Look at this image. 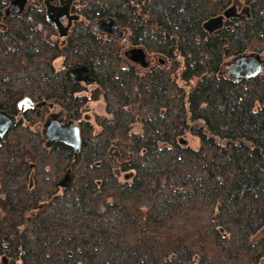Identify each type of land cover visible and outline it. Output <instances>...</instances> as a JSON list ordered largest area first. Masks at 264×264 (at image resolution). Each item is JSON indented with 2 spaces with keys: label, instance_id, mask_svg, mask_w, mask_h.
<instances>
[{
  "label": "trees",
  "instance_id": "1",
  "mask_svg": "<svg viewBox=\"0 0 264 264\" xmlns=\"http://www.w3.org/2000/svg\"><path fill=\"white\" fill-rule=\"evenodd\" d=\"M233 1L75 0L63 44L35 9L0 33V92L54 99L82 138L79 151L47 145L31 123L0 140V264H264V68L224 71L264 54V0L204 25ZM104 17L126 37L96 34ZM127 42L152 64L126 59ZM77 64L93 83L73 81ZM90 99L106 112L94 123Z\"/></svg>",
  "mask_w": 264,
  "mask_h": 264
},
{
  "label": "flooded vegetation",
  "instance_id": "2",
  "mask_svg": "<svg viewBox=\"0 0 264 264\" xmlns=\"http://www.w3.org/2000/svg\"><path fill=\"white\" fill-rule=\"evenodd\" d=\"M74 2L75 0H0V33H4L7 31L9 23L12 20L22 18L24 15L28 14L29 19H34L29 13H31V11L35 9L37 13L42 14V21L39 23V27L42 28V35L45 37L49 36L52 41L55 39H59L60 43L63 44L65 43V41H67V38L72 33L71 29L74 25V22L79 19V13L75 10ZM238 3L244 2L241 0H234L230 5L223 9L222 12L224 13V11L226 10L225 13H228V16L219 15L222 19V22L219 27H223L224 25H226L227 20L230 17H238L242 13L247 12V5L244 4V6L246 7V9H244ZM239 6H241V10L238 8ZM238 10H240V12H238ZM92 29L95 31L96 34L103 38H107V36L113 37V35L108 34L105 31H99L93 28V23ZM122 30L124 32V38L127 35V31L125 28H122ZM126 46L127 47L123 48V52L133 47H142L140 45L132 44L131 42H127ZM248 52L252 51L249 50L244 53ZM260 55L264 59V54L260 53ZM235 57L231 60L232 62L234 61ZM125 58L131 61L129 58ZM153 58H155V56H152L150 53L146 52V59L148 62V65L146 67L152 64ZM53 62L57 70L60 71L63 67L61 57L55 58ZM56 63H58V65ZM135 64L138 67L142 66L137 63ZM82 65L86 64H77L69 67L68 70L70 76L74 82H78L81 84H91L92 82H94V77L88 65L86 66L88 67L87 77L88 79H90L89 81H80L79 76L81 75L78 73L73 74V70ZM142 68L144 67L142 66ZM3 90H5V88H3ZM1 114L7 115L9 118L16 117L15 121L7 126H4L5 118ZM61 114H65L67 118H61ZM34 118L35 122H32ZM70 121H72L75 125H80V122L74 119L73 116L69 114L63 106L57 104L54 99H49L46 97L34 98L30 95V92H28L24 93L20 98H18L14 104H11L9 98L5 97L0 92V140H3V138L6 137L7 134L17 125L21 124L23 126H27L33 123V127L41 131V134L45 139V144L51 145L54 142L60 141H50L47 139V136L44 132L45 122H60L64 124Z\"/></svg>",
  "mask_w": 264,
  "mask_h": 264
},
{
  "label": "water",
  "instance_id": "3",
  "mask_svg": "<svg viewBox=\"0 0 264 264\" xmlns=\"http://www.w3.org/2000/svg\"><path fill=\"white\" fill-rule=\"evenodd\" d=\"M233 8V7H232ZM228 15V13H225ZM222 22L220 16L211 18L204 25L210 31L219 26ZM93 27L99 31H105L116 37H122L123 31L119 27L117 21L112 17H104L96 20L93 23ZM124 55L131 61L146 67L148 62L146 60V52L143 47H133L124 51ZM264 66V59L258 52L242 53L235 57L234 61L228 68V75L235 79L241 80L246 78H252L257 75ZM78 73L80 81H89L87 77L88 67L86 65L79 66L73 70V74ZM5 118L4 126L9 125L15 121V117L9 118L7 115L1 114ZM45 134L50 141H60L75 151H79L82 144L81 130L78 125H75L72 121L68 123L60 122H45Z\"/></svg>",
  "mask_w": 264,
  "mask_h": 264
},
{
  "label": "rangeland",
  "instance_id": "4",
  "mask_svg": "<svg viewBox=\"0 0 264 264\" xmlns=\"http://www.w3.org/2000/svg\"><path fill=\"white\" fill-rule=\"evenodd\" d=\"M240 4L244 9H246V7L244 6V3H238ZM241 6H239L238 8L240 9ZM241 10V9H240ZM240 10H238V12H240ZM108 37V36H107ZM127 43H125V46L124 47H127L126 46ZM126 49V48H125ZM153 56V55H152ZM148 59V57H147ZM58 65V63H56ZM232 64V61L231 62H228L225 64V67H224V71L227 73L228 72V68L230 67V65ZM93 83V82H92ZM105 110H104V103H103V99H90L88 102H87V105L85 106L84 110H83V118L84 119H88L91 121V123H94L95 121V116L97 114H105ZM61 118H67V116L65 114H61L60 115ZM67 120V119H65ZM135 127H138L140 128V125L139 124H136ZM190 140L192 141V143L194 145L198 144L197 143V140L195 137H190ZM121 174H123V172H120ZM120 174V175H121ZM128 174V173H127Z\"/></svg>",
  "mask_w": 264,
  "mask_h": 264
},
{
  "label": "bare ground",
  "instance_id": "5",
  "mask_svg": "<svg viewBox=\"0 0 264 264\" xmlns=\"http://www.w3.org/2000/svg\"><path fill=\"white\" fill-rule=\"evenodd\" d=\"M14 2V1H13ZM9 8V7H8ZM6 11V10H5ZM17 11V10H16ZM54 24V23H53ZM59 30H60V28H59ZM60 32H61V30H60ZM65 36V35H64ZM142 67V66H141ZM12 116V115H11ZM16 118V117H15ZM54 118V117H53ZM43 133V132H42Z\"/></svg>",
  "mask_w": 264,
  "mask_h": 264
}]
</instances>
